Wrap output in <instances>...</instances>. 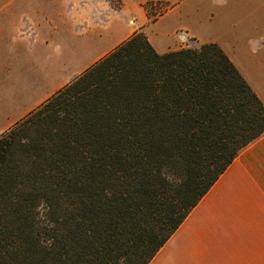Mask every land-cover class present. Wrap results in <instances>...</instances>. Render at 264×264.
<instances>
[{
  "label": "trees",
  "instance_id": "1",
  "mask_svg": "<svg viewBox=\"0 0 264 264\" xmlns=\"http://www.w3.org/2000/svg\"><path fill=\"white\" fill-rule=\"evenodd\" d=\"M263 134L218 44L135 32L0 136V264H149Z\"/></svg>",
  "mask_w": 264,
  "mask_h": 264
},
{
  "label": "rangeland",
  "instance_id": "2",
  "mask_svg": "<svg viewBox=\"0 0 264 264\" xmlns=\"http://www.w3.org/2000/svg\"><path fill=\"white\" fill-rule=\"evenodd\" d=\"M106 1L117 8L123 4L121 0ZM63 2L62 8L66 6ZM141 9L140 17L131 10L124 14L136 18L132 25L144 23L139 29L150 25L152 40L159 49L173 48L176 39L177 46L166 53L208 44L193 34L204 41L215 40L226 49L228 42L230 46L239 40V46L233 44L225 54L264 103V0H157L142 4ZM3 17L5 9L0 3V123L17 118L46 92L54 94L75 80L107 55L100 53L126 31L115 16L113 34L102 39L98 38L103 35L101 29L94 27L100 21L57 20L54 31L52 23L37 22L32 7L26 4L20 7L14 23L4 22ZM158 20L159 24L153 25ZM140 33L149 40L144 30Z\"/></svg>",
  "mask_w": 264,
  "mask_h": 264
},
{
  "label": "crops",
  "instance_id": "3",
  "mask_svg": "<svg viewBox=\"0 0 264 264\" xmlns=\"http://www.w3.org/2000/svg\"><path fill=\"white\" fill-rule=\"evenodd\" d=\"M121 1V8L106 0H0V3L5 9L2 20L8 24L14 23L24 4L32 7L37 22L52 23L54 31L58 21H100V25L94 26L103 33L98 36L99 39L113 34L114 16L119 17L126 28L125 34L102 51V55L112 51L135 32L143 30L159 53H166L177 46L175 39L173 48H157L152 40L153 28L149 25L139 29L144 23L132 25V20L136 18L124 14L131 10L136 17L137 14L140 17L143 15L141 5L157 0ZM62 2L63 7L66 5L64 8L61 7ZM159 21L153 25L157 26ZM193 36L203 42L218 43L215 40L204 41L195 34ZM88 37L89 32L83 38L84 43ZM17 44L13 42V46ZM218 44L227 54L231 47L239 46L240 42L236 40L230 46L228 42L227 49ZM52 94L51 91L46 92L17 118L0 123V136ZM149 264H264V134L235 158Z\"/></svg>",
  "mask_w": 264,
  "mask_h": 264
}]
</instances>
